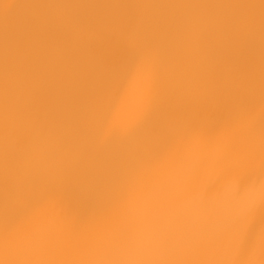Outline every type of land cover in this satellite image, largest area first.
I'll use <instances>...</instances> for the list:
<instances>
[{
	"label": "bare ground",
	"instance_id": "obj_1",
	"mask_svg": "<svg viewBox=\"0 0 264 264\" xmlns=\"http://www.w3.org/2000/svg\"><path fill=\"white\" fill-rule=\"evenodd\" d=\"M0 264H264V0H0Z\"/></svg>",
	"mask_w": 264,
	"mask_h": 264
}]
</instances>
